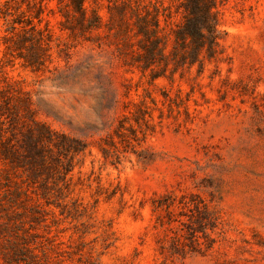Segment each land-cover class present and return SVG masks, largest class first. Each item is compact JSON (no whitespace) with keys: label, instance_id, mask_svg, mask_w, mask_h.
<instances>
[{"label":"rangeland","instance_id":"rangeland-1","mask_svg":"<svg viewBox=\"0 0 264 264\" xmlns=\"http://www.w3.org/2000/svg\"><path fill=\"white\" fill-rule=\"evenodd\" d=\"M174 5L85 0L63 24L47 0L39 70L0 16V264H264V0L219 5L195 62L145 67L133 9L168 55Z\"/></svg>","mask_w":264,"mask_h":264},{"label":"trees","instance_id":"trees-1","mask_svg":"<svg viewBox=\"0 0 264 264\" xmlns=\"http://www.w3.org/2000/svg\"><path fill=\"white\" fill-rule=\"evenodd\" d=\"M26 2L30 8L34 9V14L26 16L21 11L17 16L12 11L13 7L21 2ZM174 10L171 6L164 7L165 27L168 32L173 34V49L166 55L163 52L165 36H158L155 30H150L145 16L140 15L139 10L133 9L136 20L133 25L136 28L135 35L142 36L138 39L141 52L136 56L137 61H142L144 66L156 60L167 63L168 58L175 59L180 55L179 61L193 63L198 59L200 51L207 46L211 48L216 42L218 25V6L227 0H174ZM85 0H57L58 11L66 18L63 24L81 23L85 20L86 9ZM138 3V2H135ZM129 5L131 3H128ZM138 6V4H136ZM131 6V5H130ZM47 9L52 12L54 9L47 7V0H5L0 5V16L4 17L5 31L4 36L7 53L11 57H16L13 53L14 48L23 47L26 52H18V57L23 59L22 64L33 70H39L46 66L50 45V29L47 28ZM15 11V9H14ZM173 13H178L180 19L172 20ZM14 16V17H11ZM93 17L98 15L93 11ZM44 21L43 26L38 23ZM155 25H159L157 16L154 17ZM12 43L8 44L7 41ZM180 49H185L181 53ZM51 131L44 128L40 138L47 140L55 146H59V140H55ZM65 138V136H62Z\"/></svg>","mask_w":264,"mask_h":264}]
</instances>
